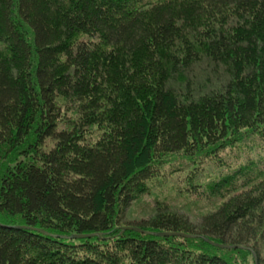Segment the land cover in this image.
<instances>
[{"label": "trees", "instance_id": "16d2710c", "mask_svg": "<svg viewBox=\"0 0 264 264\" xmlns=\"http://www.w3.org/2000/svg\"><path fill=\"white\" fill-rule=\"evenodd\" d=\"M0 264H264V0H0Z\"/></svg>", "mask_w": 264, "mask_h": 264}, {"label": "rangeland", "instance_id": "374dc122", "mask_svg": "<svg viewBox=\"0 0 264 264\" xmlns=\"http://www.w3.org/2000/svg\"><path fill=\"white\" fill-rule=\"evenodd\" d=\"M207 80V75L202 78V81ZM202 92V91H201ZM225 161L230 163V157L226 154ZM158 181L154 186V189L151 191L148 197L141 196L132 207L127 211V218L130 220H138L140 218H148L154 214L152 207L155 204V197L162 198L163 196L167 197V203L169 204V209L176 211L179 214H184L191 221L199 220L200 216L204 213H207L217 207L221 201V198L211 197L206 198L204 195L185 194L176 192L174 187L177 185L176 179L172 178L162 179ZM181 183V182H180ZM179 191L180 188H177Z\"/></svg>", "mask_w": 264, "mask_h": 264}, {"label": "water", "instance_id": "95a60500", "mask_svg": "<svg viewBox=\"0 0 264 264\" xmlns=\"http://www.w3.org/2000/svg\"><path fill=\"white\" fill-rule=\"evenodd\" d=\"M32 229L37 230L39 232L41 231V230L35 229V228H32ZM134 229H136V228H134ZM136 230H139V229H136ZM91 235H93V234L74 235L73 237L74 238H82V237H89ZM157 235H159V236H162V235H176V236H183V237H189V236H191V235L184 234V233H179V232H159V233H157ZM216 245L217 246H220V247H226V248L232 247L231 245H218V244H216Z\"/></svg>", "mask_w": 264, "mask_h": 264}]
</instances>
